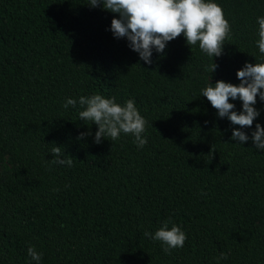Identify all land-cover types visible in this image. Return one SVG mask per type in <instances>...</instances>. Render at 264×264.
Segmentation results:
<instances>
[{"label":"trees","instance_id":"trees-1","mask_svg":"<svg viewBox=\"0 0 264 264\" xmlns=\"http://www.w3.org/2000/svg\"><path fill=\"white\" fill-rule=\"evenodd\" d=\"M214 2L231 26L219 57L181 35L146 64L114 37L120 16L102 4L0 0V264H37L30 245L39 264H264V150L251 138L264 101L240 128L200 93L218 80L238 85L246 62L264 61V0ZM94 94L135 101L143 148L123 133L94 142L97 125L79 118L78 103ZM67 98L76 107L65 109ZM234 128L248 141L232 140ZM55 146L71 166L51 163ZM165 220L187 237L169 253L144 236Z\"/></svg>","mask_w":264,"mask_h":264},{"label":"clouds","instance_id":"clouds-1","mask_svg":"<svg viewBox=\"0 0 264 264\" xmlns=\"http://www.w3.org/2000/svg\"><path fill=\"white\" fill-rule=\"evenodd\" d=\"M100 4L105 10L119 14V19L113 18L111 21L114 37H126L130 42L129 47L146 64L152 63L153 49L163 53L167 42L181 35L191 49L198 44L199 49L212 58L222 54L225 41L231 38L230 23L225 18L222 7L214 0H90L89 5L95 7ZM257 24L256 47L264 54V16L257 18ZM216 68L217 65L213 62L211 73ZM236 76L240 80L238 85L218 80L215 84L206 83L200 93L217 110L220 118L227 117L233 125H239L240 128H251L260 115L254 107L257 96L264 101V61L256 60L255 64L246 62ZM237 99L242 101V111L239 113L233 110L235 104L230 102ZM78 103L83 108L79 112V118L97 125L95 143H101L105 137L116 141L123 133L132 135L133 142L139 148L147 144V138L143 135L147 121L138 111L134 100L129 99L121 105L116 102L115 97L105 98L94 94L80 96ZM76 105L75 98H67L63 107L67 109ZM240 128L233 129L231 139L242 145L248 141L249 136ZM91 134L90 131L81 133L77 139ZM251 138L256 149L264 150V127L259 123L255 125ZM52 155V164L71 166L73 163L71 157L61 158L64 155L61 147H53ZM170 222L165 220L154 234L147 231L144 233L145 237L161 242L165 253L183 247L187 239L176 224L173 223L169 228ZM27 253L39 264L43 254L34 245L28 247ZM221 258L227 257L221 253Z\"/></svg>","mask_w":264,"mask_h":264}]
</instances>
